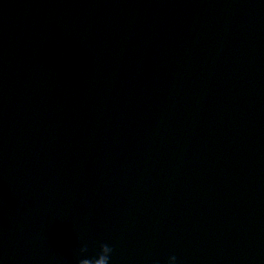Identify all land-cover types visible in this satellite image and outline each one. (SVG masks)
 Returning a JSON list of instances; mask_svg holds the SVG:
<instances>
[{
    "label": "water",
    "instance_id": "obj_1",
    "mask_svg": "<svg viewBox=\"0 0 264 264\" xmlns=\"http://www.w3.org/2000/svg\"><path fill=\"white\" fill-rule=\"evenodd\" d=\"M172 255L264 264V0H0V264Z\"/></svg>",
    "mask_w": 264,
    "mask_h": 264
},
{
    "label": "clouds",
    "instance_id": "obj_2",
    "mask_svg": "<svg viewBox=\"0 0 264 264\" xmlns=\"http://www.w3.org/2000/svg\"><path fill=\"white\" fill-rule=\"evenodd\" d=\"M110 251L112 252L111 248ZM168 264H177V257L175 255L170 256L168 259Z\"/></svg>",
    "mask_w": 264,
    "mask_h": 264
}]
</instances>
